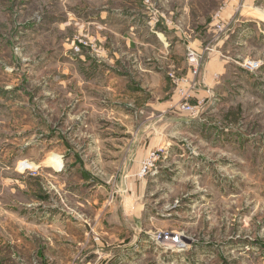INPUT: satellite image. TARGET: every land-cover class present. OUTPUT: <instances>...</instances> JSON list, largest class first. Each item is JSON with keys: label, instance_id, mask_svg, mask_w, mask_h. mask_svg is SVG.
<instances>
[{"label": "rangeland", "instance_id": "1", "mask_svg": "<svg viewBox=\"0 0 264 264\" xmlns=\"http://www.w3.org/2000/svg\"><path fill=\"white\" fill-rule=\"evenodd\" d=\"M184 5L0 0V264H264V0Z\"/></svg>", "mask_w": 264, "mask_h": 264}, {"label": "crops", "instance_id": "2", "mask_svg": "<svg viewBox=\"0 0 264 264\" xmlns=\"http://www.w3.org/2000/svg\"><path fill=\"white\" fill-rule=\"evenodd\" d=\"M125 3H128L129 5H131L132 2H135V0H122ZM217 3H220L221 0H214ZM139 2H141V0H139ZM144 2V1H143ZM190 0H184V7L186 5H189ZM232 6L234 7V5L232 4ZM190 7V6H189ZM141 10H145V6L143 4H141L139 6V11H132V10H113V11H109L107 14V16H105V19L108 20L107 24H113L117 21L118 19H122L124 20V22H127L125 29H128V33L129 35L135 36V38H138V40L140 39V42L143 41V39H147L149 38V36L151 38H154L155 40H157V43L155 42L154 39H152L154 41L155 44H158L159 47H163L165 49H170L171 51H173V49L177 48V45L179 44H183L184 47H187V40H185V37L180 33V29L178 27L175 26H171L170 24H168V22L166 21V19L168 17L172 18L173 16L178 15L177 13H175L174 11L171 12H159L158 14V18L160 19V23L158 24V26L155 30H151L150 29V33H144L142 28L139 27L138 25H136L134 23V21H136L135 19L138 18L139 21H141V19L147 17V15L149 13L146 12H141ZM191 11V10H190ZM228 11L230 12L229 8L226 10L224 15L228 16ZM136 12L139 13L137 16ZM189 12V11H188ZM185 13H187V10H185ZM104 15V13H102ZM101 19H104V16L101 15ZM131 20V21H130ZM159 31H163L164 34H162ZM144 33V34H143ZM143 34V36H141ZM148 36V37H145ZM184 38V39H183ZM133 42V41H132ZM146 42V41H145ZM145 46H153L152 42H146L144 44ZM191 47V45L189 46ZM207 69L209 70L210 73H213L212 77H216L218 75H220V67L221 64L220 63H216L215 61L207 63ZM134 245V244H133Z\"/></svg>", "mask_w": 264, "mask_h": 264}, {"label": "built area", "instance_id": "3", "mask_svg": "<svg viewBox=\"0 0 264 264\" xmlns=\"http://www.w3.org/2000/svg\"><path fill=\"white\" fill-rule=\"evenodd\" d=\"M192 59H193L192 61H195L194 57ZM257 67H258V65L252 66L253 69H255ZM155 239H157L158 241H160L164 244L167 242H173L174 246H176V247L182 246V245H180V241L178 240L179 238L176 237L175 239L174 238L172 239V236H170L168 234H166V235L160 234V235L156 236Z\"/></svg>", "mask_w": 264, "mask_h": 264}, {"label": "bare ground", "instance_id": "4", "mask_svg": "<svg viewBox=\"0 0 264 264\" xmlns=\"http://www.w3.org/2000/svg\"><path fill=\"white\" fill-rule=\"evenodd\" d=\"M164 245V244H163ZM173 248H175V247H173Z\"/></svg>", "mask_w": 264, "mask_h": 264}]
</instances>
